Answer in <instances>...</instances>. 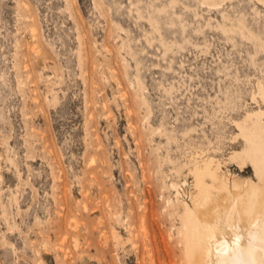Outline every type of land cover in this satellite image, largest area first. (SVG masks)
Masks as SVG:
<instances>
[{
    "label": "rangeland",
    "instance_id": "1",
    "mask_svg": "<svg viewBox=\"0 0 264 264\" xmlns=\"http://www.w3.org/2000/svg\"><path fill=\"white\" fill-rule=\"evenodd\" d=\"M261 80L264 0H0V264H186Z\"/></svg>",
    "mask_w": 264,
    "mask_h": 264
},
{
    "label": "bare ground",
    "instance_id": "2",
    "mask_svg": "<svg viewBox=\"0 0 264 264\" xmlns=\"http://www.w3.org/2000/svg\"><path fill=\"white\" fill-rule=\"evenodd\" d=\"M252 99L257 108L235 122L241 148L230 159L240 169L250 167L257 186L223 177L213 157L194 163L189 174L196 179L197 195L178 206L186 264H264V80ZM212 179L215 186L203 183Z\"/></svg>",
    "mask_w": 264,
    "mask_h": 264
}]
</instances>
